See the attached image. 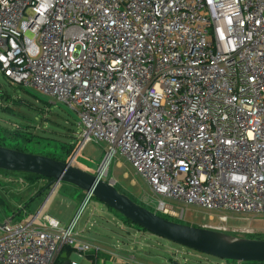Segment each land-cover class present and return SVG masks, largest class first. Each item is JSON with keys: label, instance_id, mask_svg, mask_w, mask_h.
I'll return each instance as SVG.
<instances>
[{"label": "built area", "instance_id": "obj_1", "mask_svg": "<svg viewBox=\"0 0 264 264\" xmlns=\"http://www.w3.org/2000/svg\"><path fill=\"white\" fill-rule=\"evenodd\" d=\"M0 73L74 110L82 144L169 202L264 214V0H0ZM77 236L7 219L0 264L102 251Z\"/></svg>", "mask_w": 264, "mask_h": 264}, {"label": "rangeland", "instance_id": "obj_2", "mask_svg": "<svg viewBox=\"0 0 264 264\" xmlns=\"http://www.w3.org/2000/svg\"><path fill=\"white\" fill-rule=\"evenodd\" d=\"M79 121V116L74 110L60 103H50L48 97L31 89L15 86L0 73V143L2 145L24 147L34 154L43 150L57 157H65L67 160L75 154L71 160L73 165L95 173L109 150V145L95 140L82 144L79 138L81 132ZM67 145L72 146L68 153ZM0 172H2L0 188L3 187L0 194L3 196L35 194L38 188L50 183L46 178L33 179L22 173H4L2 170ZM102 178L112 183L119 192L129 196L134 202L171 221L197 227H218L224 224L228 228L227 234L231 236L250 238L259 233L264 236V214L220 212L169 202L155 194L149 184L136 173L131 163L119 152L111 157L107 172ZM63 184L66 183H58L55 193L61 190L59 185L63 188ZM161 199L175 206V215L157 210ZM97 208L105 212L97 213ZM181 208H184L182 217ZM36 209L32 202L30 210ZM42 212L45 213L46 209ZM73 213L75 215L76 211ZM74 215L72 214L73 217ZM222 215L227 217L226 221L221 220ZM0 221H4L2 217ZM59 227H64L62 222ZM81 229H84L83 232L92 237L101 249L112 247V241L117 243L116 246L119 248L127 243V246L137 253H144L143 255H147L148 258L155 257L154 261L159 264H173V262L237 264L189 250L147 231L139 230L136 226L124 222L123 217L108 209L103 203L95 201L94 198L86 202L74 221L75 233ZM241 229L252 231V235L242 232ZM70 259L76 260L77 257L71 253ZM172 259L173 261L170 262Z\"/></svg>", "mask_w": 264, "mask_h": 264}, {"label": "water", "instance_id": "obj_3", "mask_svg": "<svg viewBox=\"0 0 264 264\" xmlns=\"http://www.w3.org/2000/svg\"><path fill=\"white\" fill-rule=\"evenodd\" d=\"M72 158L64 162L0 145V170L39 175L50 179L48 188L62 182L83 192V198L71 223H74L86 202L94 198L133 225L189 250L238 263L264 262V239L236 237L207 227L174 222L119 192L112 183L102 178L110 153H106L95 173L73 165Z\"/></svg>", "mask_w": 264, "mask_h": 264}, {"label": "crops", "instance_id": "obj_4", "mask_svg": "<svg viewBox=\"0 0 264 264\" xmlns=\"http://www.w3.org/2000/svg\"><path fill=\"white\" fill-rule=\"evenodd\" d=\"M57 185L58 183L52 185L53 189L50 187L48 188V184L46 186L44 185L43 187L38 188L35 194L30 195H4V198V196L0 194V217H2V220L4 221L7 219H11L17 222L32 220L34 226L36 227L41 226L48 217L57 220L59 224L62 222L64 227L68 226L73 219V212L76 211L80 204V201L83 198V192L69 184H63V188L59 185L58 187H60L61 190L55 193V187ZM2 188L3 187H1L0 190H3ZM80 192L82 193L81 195ZM32 202L33 204H35V207H37V209L33 211L30 210ZM172 206L173 210L175 211V206ZM44 209H46L45 213L42 212ZM103 212H105L103 209L97 208V213L102 214ZM3 222L0 221V225H2ZM83 230L84 229L78 230V239L80 241H86L92 244H96L92 237L86 235ZM116 245L118 244L112 241V247H110L109 249H102V251L97 255L91 252H86L83 255H78L71 248L63 247L58 255L57 260L60 259L61 261H63V264L65 262L69 263V261L74 260L70 259V254L74 253L77 257L75 261H78L81 264H159L154 261L155 257L148 258L147 255H143L144 253H137L134 249H131L130 246H127V243H125V245L120 248ZM171 261H173V259L170 260V262ZM235 263L256 264L254 262ZM173 264L178 263L173 262Z\"/></svg>", "mask_w": 264, "mask_h": 264}, {"label": "trees", "instance_id": "obj_5", "mask_svg": "<svg viewBox=\"0 0 264 264\" xmlns=\"http://www.w3.org/2000/svg\"><path fill=\"white\" fill-rule=\"evenodd\" d=\"M0 145L1 146H5V145H2L1 143H0ZM68 146V149H67V153L68 152H70V148H72V146H70V145H67ZM5 147H9V148H13V149H17V150H20V151H23V152H31V151H28L27 149H25L24 147H17V146H5ZM38 154H41V155H45V156H48V157H51V158H53V159H57V160H60V161H64V162H66V161H68L65 157H57V156H55L54 154H51V153H46L45 151H40V152H38ZM4 173H6V171H4ZM22 174H24V175H26L27 177H29V178H33V179H39V178H44V177H41V176H39V175H35V174H28V173H22ZM47 179V178H46ZM49 181H50V179H48ZM108 209H110V208H108ZM116 213V212H115ZM121 216V215H120ZM122 217V216H121ZM165 218V217H164ZM167 219V218H166ZM123 221L124 222H126V223H130V224H132L131 222H129L127 219H124L123 218ZM133 225V224H132ZM134 226H136V225H134ZM137 227V229H139V230H143L142 228H140V227H138V226H136ZM143 231H145V230H143ZM250 238H256V239H264V236H262V234L261 233H259V235H257V236H252V237H250ZM228 262H233V263H235L234 261H228ZM254 263H256V264H264V262H254ZM55 264H63V261H61L60 259H58L56 262H55Z\"/></svg>", "mask_w": 264, "mask_h": 264}, {"label": "bare ground", "instance_id": "obj_6", "mask_svg": "<svg viewBox=\"0 0 264 264\" xmlns=\"http://www.w3.org/2000/svg\"><path fill=\"white\" fill-rule=\"evenodd\" d=\"M107 172V164L104 165V168H103V173L105 174Z\"/></svg>", "mask_w": 264, "mask_h": 264}]
</instances>
